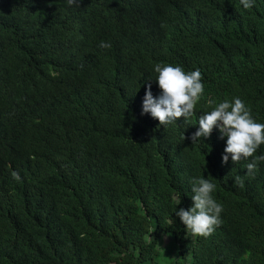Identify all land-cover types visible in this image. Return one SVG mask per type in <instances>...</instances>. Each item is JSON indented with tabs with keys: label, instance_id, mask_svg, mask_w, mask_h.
Wrapping results in <instances>:
<instances>
[{
	"label": "trees",
	"instance_id": "trees-1",
	"mask_svg": "<svg viewBox=\"0 0 264 264\" xmlns=\"http://www.w3.org/2000/svg\"><path fill=\"white\" fill-rule=\"evenodd\" d=\"M158 63L200 69L188 120L141 114ZM234 97L264 123V0H0V264H161L164 236L171 264H264V161L191 139ZM193 177L223 205L207 237L174 213Z\"/></svg>",
	"mask_w": 264,
	"mask_h": 264
},
{
	"label": "clouds",
	"instance_id": "clouds-1",
	"mask_svg": "<svg viewBox=\"0 0 264 264\" xmlns=\"http://www.w3.org/2000/svg\"><path fill=\"white\" fill-rule=\"evenodd\" d=\"M66 2L71 6L79 4L80 0ZM239 3L243 9H251L256 0H239ZM99 47L110 48L111 43L101 41ZM154 71L161 91L158 96H154L151 85H148L142 100L141 114H150L161 125L177 124L180 117L186 121L194 116L205 91L200 69L185 71L180 65L158 63ZM208 103L214 106L199 116V127L191 137L193 143L200 138L210 137L213 130L217 129L220 139L226 138L222 162L227 164L230 158L233 163L251 158L246 164V175L254 174L258 162L264 161V154L255 155L261 145H264V123L256 121L251 109L240 97H234L231 101L225 99L218 104L212 100ZM12 175L15 179L20 178L17 172ZM236 183L242 185L243 181L237 177ZM215 190L216 184L211 180L193 177V206L188 209L176 208L174 211L175 216L193 235L207 237L222 223L223 205L215 199Z\"/></svg>",
	"mask_w": 264,
	"mask_h": 264
},
{
	"label": "rangeland",
	"instance_id": "rangeland-1",
	"mask_svg": "<svg viewBox=\"0 0 264 264\" xmlns=\"http://www.w3.org/2000/svg\"><path fill=\"white\" fill-rule=\"evenodd\" d=\"M163 238L162 256L159 262L161 264H171L172 260L175 258L176 245L170 237L164 236Z\"/></svg>",
	"mask_w": 264,
	"mask_h": 264
}]
</instances>
